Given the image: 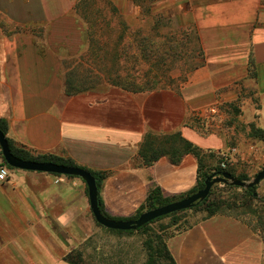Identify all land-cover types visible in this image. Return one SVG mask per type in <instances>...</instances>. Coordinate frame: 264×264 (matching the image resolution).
Returning a JSON list of instances; mask_svg holds the SVG:
<instances>
[{"label": "crops", "instance_id": "0c3cea01", "mask_svg": "<svg viewBox=\"0 0 264 264\" xmlns=\"http://www.w3.org/2000/svg\"><path fill=\"white\" fill-rule=\"evenodd\" d=\"M203 61L177 89L119 86L67 93L64 65L85 47L79 0H0L18 30L0 36V119L5 136L34 154L70 159L105 173L104 212L130 217L150 187L180 196L197 185L192 153L144 164L149 138L179 132L232 163L264 155V0H185ZM237 108L225 122L227 105ZM1 153V150H0ZM1 159V157H0ZM87 187L77 176L10 168L0 184V264H73L66 256L91 232ZM176 264H262L260 234L242 219L213 214L167 239Z\"/></svg>", "mask_w": 264, "mask_h": 264}, {"label": "rangeland", "instance_id": "374dc122", "mask_svg": "<svg viewBox=\"0 0 264 264\" xmlns=\"http://www.w3.org/2000/svg\"><path fill=\"white\" fill-rule=\"evenodd\" d=\"M187 8L185 0H79L86 44L78 57L64 65L65 87L73 92L109 86L135 92L179 88L204 57ZM17 30L0 14V36ZM237 111L236 106L227 105L225 122L236 123L233 119ZM235 125L245 130L239 123ZM247 133L254 134V130ZM259 138L264 141V135ZM205 154L203 163L207 162L208 170L213 169L216 162ZM228 164L234 177L248 181L264 166V155L253 162ZM230 185H212L213 198L235 206L219 214L242 219L260 234L264 245V179L256 185V199L248 198L245 187ZM207 215L203 206H196L130 230L106 228L93 217L91 232L77 243L74 256L80 253L82 264H145L150 254L157 257L159 238L167 246L170 236ZM159 263L169 264L164 258H157Z\"/></svg>", "mask_w": 264, "mask_h": 264}, {"label": "trees", "instance_id": "16d2710c", "mask_svg": "<svg viewBox=\"0 0 264 264\" xmlns=\"http://www.w3.org/2000/svg\"><path fill=\"white\" fill-rule=\"evenodd\" d=\"M66 83L67 82H65V86H66ZM121 88H123V87H121ZM123 89H125V88H123ZM65 90L67 93L73 92L71 89H68L67 87H65ZM74 92H77V91H74ZM6 128H7V126H6L5 121L0 119V129L2 130V132L4 134L6 133ZM254 135L260 137L261 135H264V131L254 130ZM150 139L151 138L148 137V139L141 146V149L139 151V153L143 159L144 164H147V165L150 164L154 159H156L161 154H168L171 157L172 161H177L183 154L192 153L193 155H195L197 157V160H198L199 179H198L197 185L195 187H193L188 193H186L184 195H180V196H166L161 192L159 187H150L148 194H147V197L145 199V203L136 212V214H134L130 217H118L115 219L136 218L141 212H143L145 210H148V209L163 205L165 203H168V202L183 198L185 196H188L189 194H191V193L197 191L198 189L202 188L204 186V179L208 175H210L212 173H216L217 171L224 170V171L230 172L233 175V172L229 169L228 166H226L224 169H222L220 167L219 163L222 160L220 152H215L212 150H203V149L197 147L196 145H194L193 143H191L190 141L186 140L184 137L181 136V134L179 132L171 133L170 135H168L164 138H160V139L156 138V142H154L153 140H150ZM7 140H8L11 152L20 158L34 159V160H40V161H53V162L63 163L66 165H77L73 161H71L70 159L58 158V157L48 155V154H43V155L31 154V151L24 149L22 147L16 146L9 138H7ZM204 153H206L208 155V157H210L211 160H214L216 162V165L214 166L213 169L208 170L207 162L205 161L203 163L202 157H205ZM1 159H2V162L6 163L2 157V154H1ZM227 165H229V164H227ZM77 166H79V165H77ZM10 168H12V167H10ZM83 168L87 169L86 167H83ZM87 170L94 176V178L96 180L97 187L99 188L100 182L103 179V177L105 176V173H102L99 171H93L90 169H87ZM230 186L238 187L236 185H230ZM255 188H256V186H255ZM255 188H245L244 189L248 198L256 199V193H254ZM212 195H213V189L211 187L208 195L204 199L193 204L190 207V209L195 208L196 206H203L205 208V210L207 211V214H208L207 216H210L213 214L224 212L225 210H227V208L235 207L234 205H231L230 203L226 204L225 201H219L218 199L213 198ZM97 199H98V205H99L100 211L104 215L110 217L103 210L102 201H101L99 194H98ZM179 211H181V210H179ZM179 211L172 212V213H169V214L164 215V216L174 215ZM164 216H160L154 220L160 219ZM111 218H113V217H111ZM154 220H152V221H154ZM152 221L138 227L137 229H142V228L146 227V225L151 223ZM159 240H160L159 241V248H157V250H156L157 257H156V255L153 256L152 254H150L149 258L145 264H156L157 258H164L165 260H167V262L169 264H176L174 258L172 257V255H171L170 251L168 250L167 246L165 245V243L161 240V238H159ZM148 246H149V248L151 247L150 244ZM75 253H76V251H73V252L71 251L66 256V258L73 264H82L81 258H80V256H81L80 253H77L74 256Z\"/></svg>", "mask_w": 264, "mask_h": 264}, {"label": "water", "instance_id": "95a60500", "mask_svg": "<svg viewBox=\"0 0 264 264\" xmlns=\"http://www.w3.org/2000/svg\"><path fill=\"white\" fill-rule=\"evenodd\" d=\"M0 150L2 157L6 164L15 169L33 170L48 172L54 174L77 176L84 180L87 187V196L91 213L95 221L109 229L114 230H130L138 227L172 212L190 208L193 204L204 199L212 185L216 182H225L232 185L255 188V186L264 179V166L257 171L254 176L248 180L243 181L234 177L228 171H217L208 175L204 179V186L197 191L185 196L183 198L165 203L163 205L145 210L141 212L136 218L132 219H115L104 215L98 205V187L94 176L85 168L77 165H66L63 163L53 161H40L34 159H23L14 155L9 147L7 137L0 129ZM255 193V192H254Z\"/></svg>", "mask_w": 264, "mask_h": 264}, {"label": "built area", "instance_id": "2783aa9c", "mask_svg": "<svg viewBox=\"0 0 264 264\" xmlns=\"http://www.w3.org/2000/svg\"><path fill=\"white\" fill-rule=\"evenodd\" d=\"M234 151H235L234 148H229L228 151L221 153L222 160L219 163V165L222 169H224L227 166V164L231 162L230 154L233 153ZM9 171H10V167L4 162H0V184L9 177Z\"/></svg>", "mask_w": 264, "mask_h": 264}]
</instances>
